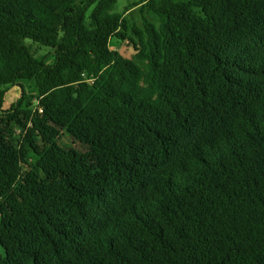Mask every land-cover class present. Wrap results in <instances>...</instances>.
Listing matches in <instances>:
<instances>
[{"label": "trees", "instance_id": "obj_1", "mask_svg": "<svg viewBox=\"0 0 264 264\" xmlns=\"http://www.w3.org/2000/svg\"><path fill=\"white\" fill-rule=\"evenodd\" d=\"M117 2L0 0V264H264V0Z\"/></svg>", "mask_w": 264, "mask_h": 264}, {"label": "rangeland", "instance_id": "obj_2", "mask_svg": "<svg viewBox=\"0 0 264 264\" xmlns=\"http://www.w3.org/2000/svg\"><path fill=\"white\" fill-rule=\"evenodd\" d=\"M132 1H134V0H118V2L116 4V11L122 12L124 10L125 6L130 4ZM139 7L140 6H136L134 8H131V10L129 11L138 22L141 21ZM114 40L116 41V39H114ZM34 48L37 50L38 54H43V53L45 54V53H48L50 51V49L43 47V46H40L38 44H34ZM112 48L119 51L122 55H124L126 57H131L133 55V53L135 52L134 46L129 40L126 42L113 43ZM27 93L29 95L32 94L33 93L32 88H27ZM20 95H21V89L17 86L12 87L6 95V100L4 103L5 108H8L12 104V102L15 101ZM16 134H18V132ZM68 136L69 135H63L61 137L63 139L62 144H68V145L73 144L72 139ZM73 146L75 148H79V145L73 144Z\"/></svg>", "mask_w": 264, "mask_h": 264}]
</instances>
